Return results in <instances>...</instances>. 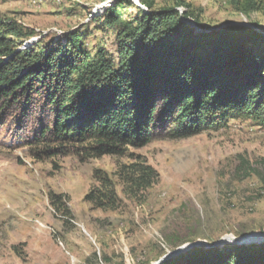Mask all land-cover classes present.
<instances>
[{
  "label": "rangeland",
  "instance_id": "rangeland-1",
  "mask_svg": "<svg viewBox=\"0 0 264 264\" xmlns=\"http://www.w3.org/2000/svg\"><path fill=\"white\" fill-rule=\"evenodd\" d=\"M128 1L133 7L118 9L123 22L138 15L135 7L144 8L145 0ZM146 1L155 10L176 5ZM182 1L201 10L207 30L245 26L264 36V11L246 16L229 0ZM115 3L0 0V17L34 32L17 41L19 49L35 41L66 45L74 36L80 51L104 50L115 57L117 29L106 18ZM25 103L0 112V264H158L191 245L159 263L169 264L196 261L198 249L219 242L232 249L264 243L262 125L231 120L218 132L190 138L156 135L121 156L87 158L74 149L38 160L27 144L48 122L47 109L35 95ZM144 167L157 175L148 188L137 178ZM99 177L117 195L112 209L86 199L104 193ZM249 238L258 240L242 243Z\"/></svg>",
  "mask_w": 264,
  "mask_h": 264
},
{
  "label": "trees",
  "instance_id": "trees-1",
  "mask_svg": "<svg viewBox=\"0 0 264 264\" xmlns=\"http://www.w3.org/2000/svg\"><path fill=\"white\" fill-rule=\"evenodd\" d=\"M229 3L246 16L264 11L261 0ZM124 4L133 7L128 0H116L106 11L107 25L117 29L115 57L104 50L94 55L80 51L74 36L66 45L35 41L19 49L17 41L34 32L0 17V112L5 105H26L33 95L47 109L48 122L27 144L35 149L34 158L74 149L87 158L121 156L156 135L185 139L218 132L231 120L264 127L263 35L234 25L207 30L201 10L182 0L156 10L145 0L143 9L135 7L134 19L123 22L118 9ZM156 176L144 167L137 177L141 188L150 187ZM98 181L104 193L86 199L112 209L117 195L109 181ZM197 251L196 261L169 264H264V243Z\"/></svg>",
  "mask_w": 264,
  "mask_h": 264
},
{
  "label": "water",
  "instance_id": "water-1",
  "mask_svg": "<svg viewBox=\"0 0 264 264\" xmlns=\"http://www.w3.org/2000/svg\"><path fill=\"white\" fill-rule=\"evenodd\" d=\"M189 23H191L190 21H189ZM192 24V23H191ZM192 26L194 27V24H192ZM227 26H230V25H223L222 27H220L219 29H221V28H224V27H227ZM196 28V27H195ZM197 29V28H196ZM218 29V30H219ZM258 239H254V238H249V239H246L245 241H243L242 243H248L249 241H257ZM221 245H223V243L222 242H219V243H216V244H213V245H211V246H205V245H201V246H205V248H216V247H218V246H221ZM191 245H188V246H185V247H182V248H180V249H178V250H176V251H174V252H172V253H170V254H168V255H166L162 260H160V262L159 263H161V262H163L164 260H166V259H168V258H170V257H172L173 255H176V254H178V253H180V252H182V251H185L188 247H190ZM158 263V264H159Z\"/></svg>",
  "mask_w": 264,
  "mask_h": 264
}]
</instances>
